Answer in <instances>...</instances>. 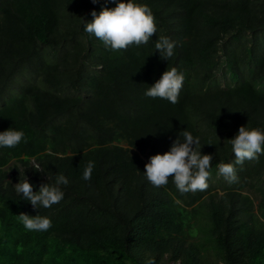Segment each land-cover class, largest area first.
I'll use <instances>...</instances> for the list:
<instances>
[{"label": "trees", "instance_id": "obj_1", "mask_svg": "<svg viewBox=\"0 0 264 264\" xmlns=\"http://www.w3.org/2000/svg\"><path fill=\"white\" fill-rule=\"evenodd\" d=\"M118 2L0 0V132L25 133L0 147V264H264V154L236 165L234 183L218 171L241 126L264 130V0H135L156 34L114 51L84 24ZM161 36L176 42L169 60ZM172 67L179 102L146 96ZM184 130L213 156L204 191L144 172ZM60 174L69 183L50 208L15 191ZM21 213L52 225L27 230Z\"/></svg>", "mask_w": 264, "mask_h": 264}, {"label": "clouds", "instance_id": "obj_2", "mask_svg": "<svg viewBox=\"0 0 264 264\" xmlns=\"http://www.w3.org/2000/svg\"><path fill=\"white\" fill-rule=\"evenodd\" d=\"M98 0H92L97 3ZM93 19L84 24V31L93 34L106 47L114 51L127 49L131 45L147 44L156 34L157 28L152 10L145 4L128 0H120L115 8H104L99 15L91 13ZM176 42L169 37L161 36L155 43L161 58L169 60L174 55ZM183 73L177 68H168L152 86L148 87L145 95L151 98H161L172 104L179 102V94L184 83ZM25 138L23 131L8 129L0 132V147L14 148ZM235 155L234 163H219L218 171L229 183L238 180L236 165H243L245 160H256L264 154V130L248 129L241 126L238 134L229 140ZM212 155L201 154L199 137L184 130L173 141L170 150L163 154H156L145 164V175L155 187L165 186L170 177L173 178L177 189L181 193L189 191H204L208 188L211 176L210 168ZM94 162L89 161L83 172V179L90 180L94 169ZM36 171H42L39 164H35ZM68 179L60 174L56 177L55 185L42 184L38 192L33 191V185L27 179L14 185L15 191L22 194L23 199L29 201L34 209L38 206L50 208L58 204L64 197L61 185L67 186ZM24 227L30 231H47L52 222L48 217L39 215L29 216L21 213L18 216ZM151 264V262H149Z\"/></svg>", "mask_w": 264, "mask_h": 264}, {"label": "rangeland", "instance_id": "obj_3", "mask_svg": "<svg viewBox=\"0 0 264 264\" xmlns=\"http://www.w3.org/2000/svg\"><path fill=\"white\" fill-rule=\"evenodd\" d=\"M168 264H178V262H176V263H173V262H169Z\"/></svg>", "mask_w": 264, "mask_h": 264}]
</instances>
